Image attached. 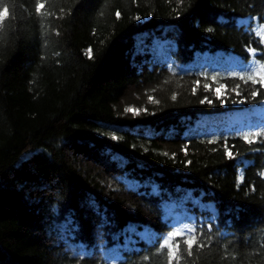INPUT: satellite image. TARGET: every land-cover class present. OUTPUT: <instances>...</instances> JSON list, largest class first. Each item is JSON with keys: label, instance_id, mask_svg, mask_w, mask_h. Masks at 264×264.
<instances>
[{"label": "trees", "instance_id": "trees-1", "mask_svg": "<svg viewBox=\"0 0 264 264\" xmlns=\"http://www.w3.org/2000/svg\"><path fill=\"white\" fill-rule=\"evenodd\" d=\"M5 8L0 264H264V0Z\"/></svg>", "mask_w": 264, "mask_h": 264}, {"label": "rangeland", "instance_id": "rangeland-1", "mask_svg": "<svg viewBox=\"0 0 264 264\" xmlns=\"http://www.w3.org/2000/svg\"><path fill=\"white\" fill-rule=\"evenodd\" d=\"M216 95L218 97L224 96V89H217ZM228 120L231 123H236L240 126L241 125L250 126L253 122L254 124H256L257 122H262L264 121V103L260 107H256L254 109L247 108L246 110L245 109L235 110L228 115Z\"/></svg>", "mask_w": 264, "mask_h": 264}, {"label": "snow or ice", "instance_id": "snow-or-ice-1", "mask_svg": "<svg viewBox=\"0 0 264 264\" xmlns=\"http://www.w3.org/2000/svg\"><path fill=\"white\" fill-rule=\"evenodd\" d=\"M44 5L43 4H40L38 7H37V11H39L41 8H43ZM8 8H5L3 10L2 13H0V21H2L7 15H8ZM254 54V52H253ZM255 83V81H253ZM256 93L253 92V96H255ZM202 103L204 101H201ZM127 111L131 112L133 111L131 108L127 109ZM113 139H116V137H113ZM229 156H231V153H229ZM183 232H191V231H194V230H188V229H185V230H182ZM173 236H179L181 235V232H177V233H173L172 234ZM183 243L187 244V247L189 249V255H191V249L193 247V245L196 243V238L195 236L192 237V239H187V240H184ZM169 247V264H172V260L175 258V255H176V252L172 250L171 248V245L168 246ZM175 248H176V251L179 250L180 248V243L177 242L176 245H175Z\"/></svg>", "mask_w": 264, "mask_h": 264}, {"label": "bare ground", "instance_id": "bare-ground-1", "mask_svg": "<svg viewBox=\"0 0 264 264\" xmlns=\"http://www.w3.org/2000/svg\"><path fill=\"white\" fill-rule=\"evenodd\" d=\"M172 28V27H171Z\"/></svg>", "mask_w": 264, "mask_h": 264}]
</instances>
